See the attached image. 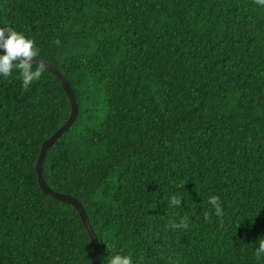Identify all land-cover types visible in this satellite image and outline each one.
<instances>
[{"label":"trees","instance_id":"1","mask_svg":"<svg viewBox=\"0 0 264 264\" xmlns=\"http://www.w3.org/2000/svg\"><path fill=\"white\" fill-rule=\"evenodd\" d=\"M4 26L33 39L75 93L78 119L48 150L44 176L86 209L99 264L116 253L133 264H264L257 0H0ZM71 110L47 70L27 90L17 69L0 76V264L92 262L78 211L42 190L36 168Z\"/></svg>","mask_w":264,"mask_h":264},{"label":"clouds","instance_id":"2","mask_svg":"<svg viewBox=\"0 0 264 264\" xmlns=\"http://www.w3.org/2000/svg\"><path fill=\"white\" fill-rule=\"evenodd\" d=\"M257 3L264 7V0H257ZM38 55L39 49L35 46L33 39L12 27H0V76L7 78L12 75L13 69H17L22 79V85L27 90L34 81L41 78L46 70L44 64H36V68L33 70L34 60ZM171 203L179 206L182 201L174 197ZM209 203L214 207L217 216L223 215L221 201L218 196L210 197ZM178 226L186 225H173L172 227ZM255 255L257 257L264 256V242L260 243ZM107 264H133V259L130 255L122 253L110 254Z\"/></svg>","mask_w":264,"mask_h":264},{"label":"water","instance_id":"3","mask_svg":"<svg viewBox=\"0 0 264 264\" xmlns=\"http://www.w3.org/2000/svg\"><path fill=\"white\" fill-rule=\"evenodd\" d=\"M36 64H44L46 66V70L51 72L52 74H54L55 76H57V78L59 79V81L61 82V84L63 85L65 92L67 93V95L70 98V102L72 105V110H71V115L70 118L68 119V121L64 124V126L57 132L55 133L50 139H48L47 141L44 142L43 146H42V150H41V154L37 163V174H38V178H39V184L40 187L42 188V190L49 195H52L54 198H56L57 200L65 203V204H70L73 205L76 210L78 211L82 222L84 223L87 232L92 240L93 246H94V256L92 259L91 264H99L100 261V257H101V245H100V241L94 231L93 226L90 223V219L89 216L86 212V209L84 208V206L75 198H73L72 196L69 195H64V194H59L54 192V190H52L46 180H45V176H44V162L47 156V152L48 150L67 132H69L71 130V128L73 127V125L75 124V122L78 119L79 116V105L77 102V99L75 97V93L73 91V88L71 86V84L69 83V81L66 79V77L56 68H54L53 66H51L50 64L35 58L34 60V66H36Z\"/></svg>","mask_w":264,"mask_h":264}]
</instances>
